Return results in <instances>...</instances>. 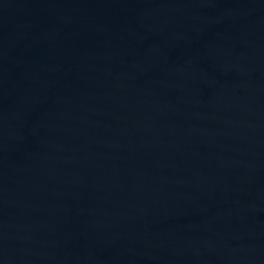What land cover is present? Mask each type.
I'll return each mask as SVG.
<instances>
[{
	"label": "water",
	"instance_id": "1",
	"mask_svg": "<svg viewBox=\"0 0 264 264\" xmlns=\"http://www.w3.org/2000/svg\"><path fill=\"white\" fill-rule=\"evenodd\" d=\"M0 264H264V0H0Z\"/></svg>",
	"mask_w": 264,
	"mask_h": 264
}]
</instances>
